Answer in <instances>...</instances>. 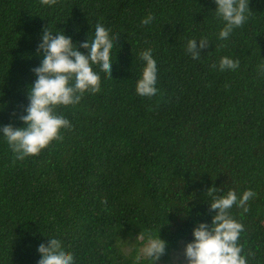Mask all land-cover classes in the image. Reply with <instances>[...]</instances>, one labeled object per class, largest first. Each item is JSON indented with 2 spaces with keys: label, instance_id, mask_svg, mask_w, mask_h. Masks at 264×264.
<instances>
[{
  "label": "trees",
  "instance_id": "1",
  "mask_svg": "<svg viewBox=\"0 0 264 264\" xmlns=\"http://www.w3.org/2000/svg\"><path fill=\"white\" fill-rule=\"evenodd\" d=\"M247 6L220 40L213 0H0V125L22 126L42 28L77 43L97 22L117 35L111 78L96 69L95 92L56 107L71 125L58 139L23 159L0 139V264H37L50 236L74 264H146L140 248L156 234L168 262L197 221H210L209 186L252 190L246 212L229 211L247 264H264V0ZM200 38L208 47L192 59L186 43ZM146 48L152 96L134 90ZM221 56L238 66L213 67Z\"/></svg>",
  "mask_w": 264,
  "mask_h": 264
},
{
  "label": "clouds",
  "instance_id": "2",
  "mask_svg": "<svg viewBox=\"0 0 264 264\" xmlns=\"http://www.w3.org/2000/svg\"><path fill=\"white\" fill-rule=\"evenodd\" d=\"M213 2L214 13L223 21L217 37L224 40L234 28L247 20L250 12L248 0ZM152 20V14L148 13L141 23L148 25ZM116 36L100 22L93 26L91 35L87 33L86 39L78 43L61 30L42 28L36 46L39 64L31 69L35 79L27 86V104L18 117L22 126L0 125V139L8 144L17 159L38 154L52 140L59 138L60 129L71 126L69 120L57 114L55 109L58 105L76 104L85 91L95 92L100 84V73L96 69L111 78L115 58L111 50ZM208 44L206 38L189 39L186 52L192 59H197ZM139 55L143 67L134 90L140 96H152L157 92L156 60L151 48H146ZM238 63L229 56H221L218 65L213 67L235 69ZM205 191L207 206L212 214L209 222L197 221L192 227V239L183 246L186 264H247L238 243L243 225L230 215L229 210L235 205L246 212L247 201L254 193L245 189L238 196L233 189L222 192L217 186H209ZM188 207L184 208L185 213ZM166 245L167 242L158 234L147 235L137 259L142 256L146 264H156L165 253ZM36 251L39 254L37 264H74L72 253L55 236L46 237L45 242L37 245Z\"/></svg>",
  "mask_w": 264,
  "mask_h": 264
},
{
  "label": "rangeland",
  "instance_id": "3",
  "mask_svg": "<svg viewBox=\"0 0 264 264\" xmlns=\"http://www.w3.org/2000/svg\"><path fill=\"white\" fill-rule=\"evenodd\" d=\"M183 246V244H180L179 248L171 253L168 262L157 261L156 264H186L185 258L183 256Z\"/></svg>",
  "mask_w": 264,
  "mask_h": 264
}]
</instances>
